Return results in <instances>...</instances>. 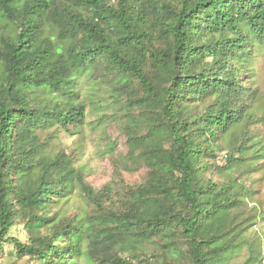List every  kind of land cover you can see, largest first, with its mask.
I'll use <instances>...</instances> for the list:
<instances>
[{"label": "trees", "instance_id": "trees-1", "mask_svg": "<svg viewBox=\"0 0 264 264\" xmlns=\"http://www.w3.org/2000/svg\"><path fill=\"white\" fill-rule=\"evenodd\" d=\"M253 43L264 44V0H0V259L223 264L230 235L255 217L239 211L250 196L241 177L258 156L241 143L224 166L209 160L252 119L240 76ZM82 74L108 88L89 96L92 107L76 88ZM109 107L121 112L124 168L146 175L94 189L42 134ZM109 117L97 119L103 130ZM77 186L92 207L82 218L58 209ZM18 226L25 243L11 235Z\"/></svg>", "mask_w": 264, "mask_h": 264}, {"label": "rangeland", "instance_id": "rangeland-1", "mask_svg": "<svg viewBox=\"0 0 264 264\" xmlns=\"http://www.w3.org/2000/svg\"><path fill=\"white\" fill-rule=\"evenodd\" d=\"M115 1L111 0V2ZM245 66L246 68L241 69L240 83L249 88L248 93L252 91L251 94L254 96L253 101L249 103L248 110L252 119L235 131L229 132L228 135L221 136L217 142L220 149L216 150L215 158L210 159L209 162L212 168L224 166L227 151L234 144L238 146L241 143L248 146L243 156L247 158L258 156V159L253 162L256 169H246L247 173L241 177L250 196L246 199V206L239 211L240 221L251 216L256 218H252L230 235L234 248L224 255L223 264H264V44H252ZM76 88L86 107H92L89 96L94 95L99 101L102 97H106L108 89L107 87H102V89L97 86L93 87L85 74L78 77ZM206 101L205 105L200 106H207L213 100L209 97ZM118 110L119 107L115 109L109 107L105 110L87 108L88 118L86 120H88L84 126L70 127L69 131L60 130L57 133L52 129L42 134V139L47 141V150L53 153L63 151L72 159L77 170L82 173L84 183L94 189H101L109 183L114 184L116 188L123 185L140 184L146 175L145 168L133 171H126L124 168V157L127 152L126 138L118 129V123L115 122L121 113ZM102 111L111 115L109 117L111 123L108 122L105 125V130L103 128L106 121L97 122ZM113 113L117 116L116 119H112ZM50 132L55 133L53 139L49 138ZM214 180L219 181L217 175H214ZM58 209L60 213L68 217L77 215L82 218L91 211L92 207L82 198L79 186H77L70 193L68 200ZM236 222L239 221L236 220ZM239 230H241L240 233H238ZM11 235L16 236L22 243L27 242L28 236L22 226L13 229ZM146 248L148 257L157 253V248L151 244H147ZM10 250L12 248L7 246L6 252L9 253ZM0 264L37 263L27 258L18 259L7 255L0 259ZM78 264H83L82 260L79 259Z\"/></svg>", "mask_w": 264, "mask_h": 264}]
</instances>
